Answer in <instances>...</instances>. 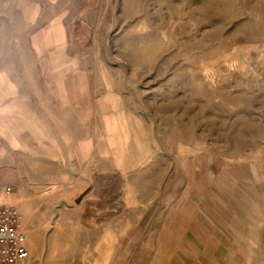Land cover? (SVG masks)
I'll use <instances>...</instances> for the list:
<instances>
[{"label":"rangeland","instance_id":"374dc122","mask_svg":"<svg viewBox=\"0 0 264 264\" xmlns=\"http://www.w3.org/2000/svg\"><path fill=\"white\" fill-rule=\"evenodd\" d=\"M4 125L25 264H111L181 167L264 162V0H0Z\"/></svg>","mask_w":264,"mask_h":264},{"label":"crops","instance_id":"0c3cea01","mask_svg":"<svg viewBox=\"0 0 264 264\" xmlns=\"http://www.w3.org/2000/svg\"><path fill=\"white\" fill-rule=\"evenodd\" d=\"M51 93L57 98L58 91ZM16 142L4 125L0 132V199L2 188H21L27 182L25 169L12 164V156L17 157L12 155ZM88 156L89 144H80L79 159ZM197 164L180 168L179 198L167 204L162 214H148L118 236L111 264H262L264 162L247 170L219 173L210 165L202 167L201 161ZM36 169L40 179L53 172L42 164ZM0 203L11 205L5 200Z\"/></svg>","mask_w":264,"mask_h":264},{"label":"built area","instance_id":"2783aa9c","mask_svg":"<svg viewBox=\"0 0 264 264\" xmlns=\"http://www.w3.org/2000/svg\"><path fill=\"white\" fill-rule=\"evenodd\" d=\"M4 193L10 194L11 189ZM27 259L22 215L16 207L0 203V264H25Z\"/></svg>","mask_w":264,"mask_h":264},{"label":"bare ground","instance_id":"6f19581e","mask_svg":"<svg viewBox=\"0 0 264 264\" xmlns=\"http://www.w3.org/2000/svg\"><path fill=\"white\" fill-rule=\"evenodd\" d=\"M1 201H4V200H3V199H0V202H1ZM107 246H108V245H107ZM109 250H110V249H109ZM103 262H104L103 264H105V260H104Z\"/></svg>","mask_w":264,"mask_h":264},{"label":"water","instance_id":"95a60500","mask_svg":"<svg viewBox=\"0 0 264 264\" xmlns=\"http://www.w3.org/2000/svg\"><path fill=\"white\" fill-rule=\"evenodd\" d=\"M81 199H82V196H81V198H79V200H77L76 202L78 203Z\"/></svg>","mask_w":264,"mask_h":264}]
</instances>
